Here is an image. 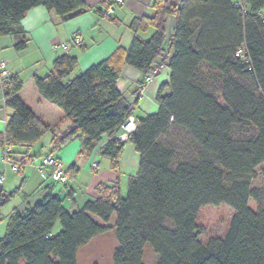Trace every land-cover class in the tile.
I'll list each match as a JSON object with an SVG mask.
<instances>
[{"label":"trees","instance_id":"obj_1","mask_svg":"<svg viewBox=\"0 0 264 264\" xmlns=\"http://www.w3.org/2000/svg\"><path fill=\"white\" fill-rule=\"evenodd\" d=\"M37 6L63 20L86 9L83 0H0V36L17 37L18 51L28 46L20 22ZM152 8L154 16L131 22L136 35L127 50L118 48L74 77L78 59L65 52L46 77H35L38 91L71 123L53 137L51 155L78 138L82 151L102 143L100 152L115 168L126 143L135 145L140 167L127 195L119 182L102 183L99 198L70 212L49 190L25 213L10 215L0 237V264H78L79 250L112 229L113 264H144L147 243L159 254L158 264H264V193L252 184L264 165V0H154ZM170 17L175 24L164 58ZM150 28V39L137 35ZM161 60L171 76L158 93V112L137 119L126 141L117 138L134 108L117 86L123 67L142 72L143 82ZM22 87L13 76L5 91L6 137L14 161L24 167L34 161L29 149L54 127L23 102ZM20 145L28 150L21 158L14 151ZM18 193L0 195V208ZM221 203L235 210L229 230L204 243L200 210ZM58 222L61 230L54 234Z\"/></svg>","mask_w":264,"mask_h":264},{"label":"crops","instance_id":"obj_2","mask_svg":"<svg viewBox=\"0 0 264 264\" xmlns=\"http://www.w3.org/2000/svg\"><path fill=\"white\" fill-rule=\"evenodd\" d=\"M83 1L86 11L69 20H63L44 6L32 8L19 25L28 40L27 48L22 51L15 48L17 37L0 36V58L9 62L11 78L16 76L23 83L19 93L21 99L47 124L54 127L53 132L47 133L29 149V155L34 157L32 163L21 167L18 172L11 169L6 171V181L9 179V173L20 174L21 172L22 181L25 182L23 190L18 193V204H14L11 214L15 210L25 213L49 190L53 194L59 195L63 206L70 212L81 208L88 200L99 198L97 187L102 183L119 182L121 193L126 196L130 177L139 171L141 154L131 142L126 143L117 166L114 168L112 160L100 152L99 147L102 143L93 152L82 151V143L78 138L54 154L62 160L65 171L70 172L73 177L72 182L54 181L50 176V169L40 171L36 168V165L45 156L51 154L53 137L64 133L71 123L64 121V112L57 104L45 99L38 91L35 77H46L51 71L54 60L65 52H69L78 59L77 68L72 74L74 77L108 58L118 48L127 50L136 35L130 27L131 22L136 18L152 17L155 14V10L152 8L154 0H124L120 5L115 4V0H105L107 1L105 4L104 0ZM112 5L115 8L114 12L106 16L105 11ZM174 24L175 18L170 17L167 23L168 35L172 33ZM153 33L154 29L150 28L147 31H138L137 35L146 41L151 38ZM76 34L82 40L81 45L70 42L71 37ZM63 43H69L67 49L60 47ZM167 46H169V37L164 42V47ZM170 76L171 70L165 66L149 86L146 95L138 98L143 74L130 65L126 64L123 67L117 86L124 94L126 101L134 106L131 116L134 117L135 122L137 119L158 112L160 106L157 96L160 89L169 83ZM165 92L168 93L169 89H166ZM1 97L2 92L0 91V99ZM0 115L2 117L1 101ZM1 117L0 138L4 133ZM26 149L25 145L16 146L14 148L15 156L21 158L24 155L22 152ZM2 156L0 144V169L2 167L0 176L4 173ZM94 161L98 162L97 169L92 167ZM72 190L78 192L76 197L71 196ZM8 195L10 193L5 190V196ZM53 233H57L55 228Z\"/></svg>","mask_w":264,"mask_h":264},{"label":"rangeland","instance_id":"obj_3","mask_svg":"<svg viewBox=\"0 0 264 264\" xmlns=\"http://www.w3.org/2000/svg\"><path fill=\"white\" fill-rule=\"evenodd\" d=\"M19 152H21L20 149ZM22 153L26 154L27 149ZM263 167L264 165H261L256 169V174L252 179V184L253 186L260 188L264 193V178L261 174V169ZM0 170L1 174L2 167ZM18 179L19 181H17ZM22 179L23 177L21 172L20 174L9 173V179L6 181L5 190H7L10 194H13L18 190L19 192L22 191L25 183ZM14 183L15 185L13 186ZM14 204H18V194H15L11 201L0 209V236L5 235L7 223L11 211H13ZM249 206L254 210H257L258 208L257 203L254 200L249 201ZM234 213V208L227 203H221L218 205L209 204L202 207L197 220L200 240L205 243L211 237H224L229 230L231 218ZM115 219V216L112 217L110 222L111 225L115 223ZM98 221H100V219H98ZM166 225L171 228L173 227V222L171 220H167ZM55 230L57 233L60 232L61 226L59 222L56 224ZM116 246L117 240L115 230L112 229L111 231L95 237L90 243L83 246L79 250L78 264H113L112 258ZM159 259V254L150 243H147L144 247L143 263L158 264Z\"/></svg>","mask_w":264,"mask_h":264},{"label":"built area","instance_id":"obj_4","mask_svg":"<svg viewBox=\"0 0 264 264\" xmlns=\"http://www.w3.org/2000/svg\"><path fill=\"white\" fill-rule=\"evenodd\" d=\"M124 2V0H115V4L120 5ZM115 8L114 6H110L106 11L105 15L109 16L114 12ZM172 33L168 35L170 38ZM70 42H72L75 45H81L82 40L79 37V35H74L71 37ZM69 42V43H70ZM68 43V44H69ZM67 43H63L60 45L61 48L67 49L68 48ZM169 46L165 47L166 52L164 58L168 56V48ZM165 62L161 60L155 69L146 75H144V80L140 84L139 92H138V98H141L146 95V92L151 85V83L154 81L155 77L159 74V72L165 67ZM11 79V70L9 68V62L4 59L0 58V91L2 92V97L0 99L1 101V111H2V117L1 121L4 124V133L2 138V161L4 164V173L0 176V195L5 194V184H6V171L7 169H11L15 172H18L21 170V166L14 161L13 159V147L9 144L8 139L6 137V126H7V119H8V107H7V101L8 98L6 96V88L9 84ZM136 129V123L133 116H128L124 122L121 125V130L119 133L116 134V137L126 141L128 139V136L130 133H132ZM93 169L98 168V162L94 161L92 163ZM36 168L40 171H45L47 169H50V176L54 181L61 182V183H70L73 181V177L68 174L65 169L62 160L54 155L50 154L45 156L40 163L36 165ZM78 194L77 191L72 190L71 196L76 197Z\"/></svg>","mask_w":264,"mask_h":264},{"label":"water","instance_id":"obj_5","mask_svg":"<svg viewBox=\"0 0 264 264\" xmlns=\"http://www.w3.org/2000/svg\"><path fill=\"white\" fill-rule=\"evenodd\" d=\"M85 11H86L85 8H79L75 11L68 13L64 18H65V20H69V19L74 18L75 16H77V15H79Z\"/></svg>","mask_w":264,"mask_h":264}]
</instances>
